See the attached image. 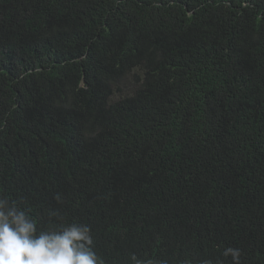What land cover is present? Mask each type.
Returning a JSON list of instances; mask_svg holds the SVG:
<instances>
[{"label": "trees", "instance_id": "16d2710c", "mask_svg": "<svg viewBox=\"0 0 264 264\" xmlns=\"http://www.w3.org/2000/svg\"><path fill=\"white\" fill-rule=\"evenodd\" d=\"M0 208L97 264H264V0H0Z\"/></svg>", "mask_w": 264, "mask_h": 264}, {"label": "clouds", "instance_id": "9594fccd", "mask_svg": "<svg viewBox=\"0 0 264 264\" xmlns=\"http://www.w3.org/2000/svg\"><path fill=\"white\" fill-rule=\"evenodd\" d=\"M71 225L60 233L36 234V225L23 211L0 208V264H97L92 238ZM240 264L238 248H227Z\"/></svg>", "mask_w": 264, "mask_h": 264}]
</instances>
